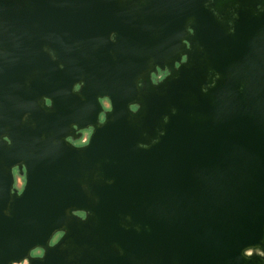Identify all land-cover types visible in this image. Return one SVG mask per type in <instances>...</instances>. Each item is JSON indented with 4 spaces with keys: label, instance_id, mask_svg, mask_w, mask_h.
<instances>
[{
    "label": "water",
    "instance_id": "obj_1",
    "mask_svg": "<svg viewBox=\"0 0 264 264\" xmlns=\"http://www.w3.org/2000/svg\"><path fill=\"white\" fill-rule=\"evenodd\" d=\"M22 261L264 264V0H0V264Z\"/></svg>",
    "mask_w": 264,
    "mask_h": 264
},
{
    "label": "flooded vegetation",
    "instance_id": "obj_2",
    "mask_svg": "<svg viewBox=\"0 0 264 264\" xmlns=\"http://www.w3.org/2000/svg\"><path fill=\"white\" fill-rule=\"evenodd\" d=\"M163 74L164 72L157 71V74L155 76H152V78L155 79V81L159 80L163 76ZM100 102L103 105V110H107L109 108V103L105 98L101 99ZM101 119H102V114L100 115V120ZM90 131H91L90 128L80 130L79 131L80 135L78 138L76 139L67 138V140L76 146L84 145L87 141ZM12 174H13V187L17 190V192H19L23 185V174H19V170L15 167L12 169ZM77 214L81 216L83 215L80 212ZM59 235L60 233H56L53 236L50 243H53L59 237ZM40 253H41L40 249H34L31 251L32 255H39Z\"/></svg>",
    "mask_w": 264,
    "mask_h": 264
},
{
    "label": "rangeland",
    "instance_id": "obj_3",
    "mask_svg": "<svg viewBox=\"0 0 264 264\" xmlns=\"http://www.w3.org/2000/svg\"><path fill=\"white\" fill-rule=\"evenodd\" d=\"M164 75V74H163ZM15 264H26V262L25 261H22V262H20V263H15Z\"/></svg>",
    "mask_w": 264,
    "mask_h": 264
}]
</instances>
